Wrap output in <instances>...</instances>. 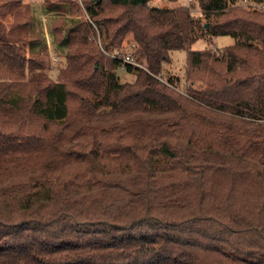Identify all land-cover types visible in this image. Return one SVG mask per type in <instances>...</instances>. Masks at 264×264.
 <instances>
[{"label":"trees","instance_id":"obj_1","mask_svg":"<svg viewBox=\"0 0 264 264\" xmlns=\"http://www.w3.org/2000/svg\"><path fill=\"white\" fill-rule=\"evenodd\" d=\"M152 1L0 0V264H264V11Z\"/></svg>","mask_w":264,"mask_h":264},{"label":"rangeland","instance_id":"obj_2","mask_svg":"<svg viewBox=\"0 0 264 264\" xmlns=\"http://www.w3.org/2000/svg\"><path fill=\"white\" fill-rule=\"evenodd\" d=\"M33 1V0H32ZM40 0H34L33 2H38ZM45 1V0H43ZM77 3L82 8V13H84L83 9V3L82 0H72ZM31 2V1H30ZM31 2V3H33ZM161 6H169V7H175V6H191L192 11L194 14H199L200 10L195 3V1H190V0H177L176 2H168L165 1ZM85 15V14H84ZM86 17V16H85ZM9 19H11L10 16H8ZM234 43V39L231 36H218L214 37L212 39V42L210 43L208 39L201 38L197 41H195L190 49L191 50H203L205 48H211L212 50H219L225 46L231 45ZM125 50L130 51L129 49L131 48L128 44L124 45ZM187 55H188V50L187 49H180V50H175L171 52V61L169 63L164 64V73H163V79L166 80L168 77L172 76L176 78L177 80V88L178 90L184 92L187 86L189 85V81L186 78V68H187ZM46 61V72H48L51 76L55 77L57 74V67L58 65H64V63L60 60L55 63L53 58L50 56V54L45 57ZM119 77L122 82L124 81H132L135 79V75L132 73H128L122 69L119 70L118 72Z\"/></svg>","mask_w":264,"mask_h":264},{"label":"built area","instance_id":"obj_3","mask_svg":"<svg viewBox=\"0 0 264 264\" xmlns=\"http://www.w3.org/2000/svg\"><path fill=\"white\" fill-rule=\"evenodd\" d=\"M34 1V0H33ZM193 1V0H190ZM240 8L248 9V10H254V11H264V1H260L259 3L255 0H242L238 4H236ZM100 43V42H99ZM114 56V55H113ZM123 60L128 63L137 64L134 61V58L132 57L131 53H126L122 56ZM55 63L58 61L57 58H54ZM140 65V64H139ZM123 68V67H122Z\"/></svg>","mask_w":264,"mask_h":264},{"label":"crops","instance_id":"obj_4","mask_svg":"<svg viewBox=\"0 0 264 264\" xmlns=\"http://www.w3.org/2000/svg\"><path fill=\"white\" fill-rule=\"evenodd\" d=\"M33 2L32 0H24V4L26 5V4H32L31 2ZM43 2V0H40V1H38V2H35V4L36 5H40L41 3ZM163 2H165V1H163V0H154V1H152V5H155V6H161V4H163ZM34 3V2H33ZM175 7H179V6H175ZM43 21H44V17H43ZM47 42H48V47H49V50H50V56L53 58V60H54V58H56V56L53 54V50H52V46H51V44H50V37L47 35ZM58 60V59H57Z\"/></svg>","mask_w":264,"mask_h":264},{"label":"water","instance_id":"obj_5","mask_svg":"<svg viewBox=\"0 0 264 264\" xmlns=\"http://www.w3.org/2000/svg\"><path fill=\"white\" fill-rule=\"evenodd\" d=\"M206 26H208V24Z\"/></svg>","mask_w":264,"mask_h":264}]
</instances>
